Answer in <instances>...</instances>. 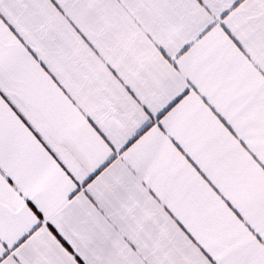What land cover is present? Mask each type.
<instances>
[{
  "label": "snow or ice",
  "instance_id": "6c2138e0",
  "mask_svg": "<svg viewBox=\"0 0 264 264\" xmlns=\"http://www.w3.org/2000/svg\"><path fill=\"white\" fill-rule=\"evenodd\" d=\"M0 264H264V0H0Z\"/></svg>",
  "mask_w": 264,
  "mask_h": 264
}]
</instances>
